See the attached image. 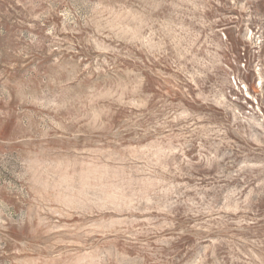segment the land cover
<instances>
[{"label":"rangeland","instance_id":"1","mask_svg":"<svg viewBox=\"0 0 264 264\" xmlns=\"http://www.w3.org/2000/svg\"><path fill=\"white\" fill-rule=\"evenodd\" d=\"M0 264H264V0H0Z\"/></svg>","mask_w":264,"mask_h":264}]
</instances>
